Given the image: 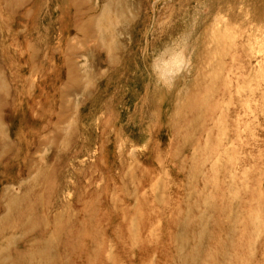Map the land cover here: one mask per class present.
<instances>
[{
	"label": "rangeland",
	"instance_id": "rangeland-1",
	"mask_svg": "<svg viewBox=\"0 0 264 264\" xmlns=\"http://www.w3.org/2000/svg\"><path fill=\"white\" fill-rule=\"evenodd\" d=\"M106 3L0 0V264H264V0Z\"/></svg>",
	"mask_w": 264,
	"mask_h": 264
},
{
	"label": "bare ground",
	"instance_id": "bare-ground-1",
	"mask_svg": "<svg viewBox=\"0 0 264 264\" xmlns=\"http://www.w3.org/2000/svg\"><path fill=\"white\" fill-rule=\"evenodd\" d=\"M109 7H111V8H113V7L121 8L122 7V9H127L129 7V0H107V3L103 7V9H104L103 11L109 10ZM124 15H125V12L123 11V13H119L118 18L124 19L125 18ZM0 128H1V126H0Z\"/></svg>",
	"mask_w": 264,
	"mask_h": 264
}]
</instances>
